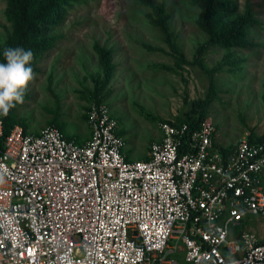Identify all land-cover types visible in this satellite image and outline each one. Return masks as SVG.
Returning a JSON list of instances; mask_svg holds the SVG:
<instances>
[{"label": "built area", "instance_id": "built-area-1", "mask_svg": "<svg viewBox=\"0 0 264 264\" xmlns=\"http://www.w3.org/2000/svg\"><path fill=\"white\" fill-rule=\"evenodd\" d=\"M90 139L56 126L5 136L0 117V264H264V135L229 153L206 119L165 121L146 160H129L106 103ZM226 148V147H225Z\"/></svg>", "mask_w": 264, "mask_h": 264}, {"label": "rangeland", "instance_id": "rangeland-1", "mask_svg": "<svg viewBox=\"0 0 264 264\" xmlns=\"http://www.w3.org/2000/svg\"><path fill=\"white\" fill-rule=\"evenodd\" d=\"M229 1L235 11L220 17L224 31L233 28L247 4L258 21L246 27L245 49L209 44L208 33L198 26L199 0H154L164 7L168 33L141 0L72 5L63 23L43 32L55 40L35 55L34 79L24 103L13 108L11 122L30 133L56 126L68 137L89 140L87 111L93 103H106L119 121L128 157L140 160L159 140L162 122L183 118L194 102L207 100L212 78L215 94L207 104V119L215 127V143L230 148L262 137L264 0ZM7 9L0 0V46L13 32ZM96 45L111 53L113 70L107 78ZM250 220H256L253 231L264 239V218Z\"/></svg>", "mask_w": 264, "mask_h": 264}, {"label": "trees", "instance_id": "trees-1", "mask_svg": "<svg viewBox=\"0 0 264 264\" xmlns=\"http://www.w3.org/2000/svg\"><path fill=\"white\" fill-rule=\"evenodd\" d=\"M4 1H6L7 4V16L9 22L13 26V32L8 36L6 44L4 46H0V61H3V49L6 47H22L25 50H31L34 54V57L36 54L44 52V50L48 48V45L55 39L53 37H44L43 32L48 30L49 26L54 27L63 23L66 18V12L69 10V8L72 5L82 2L83 0ZM141 1L153 9L159 26L164 32L168 33L167 23L164 16V7L156 4L154 0ZM199 1L201 3L203 13L198 21V26L202 31L208 33L210 37L209 44L217 45L224 49L237 47L245 49V47H247V42L245 41L246 27L248 25L258 24V21H256L254 18L250 5H246L243 16L238 19L231 30L226 32L224 31L225 27H221V24L219 25L220 17L222 15L226 16L233 13L235 11V8L232 6L233 4L229 0ZM95 50L99 54L100 62L105 68V76L107 78L110 76L113 70L110 64L111 53L110 51L100 48L98 45H96ZM202 50L203 47L198 50V54H201ZM180 60L182 62H186L184 56L181 54ZM195 63L201 66L199 56L195 58ZM208 73L211 77L212 73ZM212 81V78H210V94L207 100L203 102H194L191 105L190 112H188L183 118L176 120V123L178 124H188L192 133L199 130L201 123L207 119V104L210 102L211 97H213L215 94V85ZM13 113L14 112L12 109L10 110L7 117H3L5 136H8L11 130L16 126L13 122H11ZM216 146L218 145L216 144ZM234 147L221 148L224 153H229L234 149Z\"/></svg>", "mask_w": 264, "mask_h": 264}, {"label": "clouds", "instance_id": "clouds-1", "mask_svg": "<svg viewBox=\"0 0 264 264\" xmlns=\"http://www.w3.org/2000/svg\"><path fill=\"white\" fill-rule=\"evenodd\" d=\"M33 59L31 50L22 47L3 49V61H0V117H7L10 110L24 103L27 87L34 79Z\"/></svg>", "mask_w": 264, "mask_h": 264}, {"label": "crops", "instance_id": "crops-1", "mask_svg": "<svg viewBox=\"0 0 264 264\" xmlns=\"http://www.w3.org/2000/svg\"><path fill=\"white\" fill-rule=\"evenodd\" d=\"M112 111V110H111ZM91 137V136H90ZM70 139H74V140H76L78 143H80V144H84L85 142H87L88 140H81V141H79L78 139H76V138H71V137H69ZM125 154H126V156H127V159H129V160H138V159H135V157L134 158H129L128 157V154H127V151H126V149H125ZM146 159H148V153H147V155L144 157V159H140V160H146ZM250 219H256V218H250ZM250 219H248L247 221H246V223L245 224H243V229L244 230H247V231H251V232H254V233H256L255 231H253L254 230V226H253V224H254V221H256V220H250ZM257 220H259V219H257ZM257 234V233H256Z\"/></svg>", "mask_w": 264, "mask_h": 264}]
</instances>
